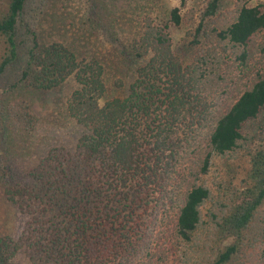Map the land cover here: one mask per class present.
Masks as SVG:
<instances>
[{"label":"trees","instance_id":"16d2710c","mask_svg":"<svg viewBox=\"0 0 264 264\" xmlns=\"http://www.w3.org/2000/svg\"><path fill=\"white\" fill-rule=\"evenodd\" d=\"M5 1L0 207L21 219L0 224V264H264V2L224 15L210 0L178 52L171 27L187 0L133 27L108 0L63 25L32 0ZM70 77L73 144L33 164L19 150L36 124L28 94ZM240 151L235 189L206 182Z\"/></svg>","mask_w":264,"mask_h":264},{"label":"rangeland","instance_id":"374dc122","mask_svg":"<svg viewBox=\"0 0 264 264\" xmlns=\"http://www.w3.org/2000/svg\"><path fill=\"white\" fill-rule=\"evenodd\" d=\"M210 0H187L185 6L182 8L184 15V22L179 26L171 27V35L173 39V48L175 51H185L186 44L191 38L192 32L195 31L200 17L205 10ZM240 0H221L220 12L224 15L235 8L237 2ZM248 4L263 3L264 0H245ZM110 6L118 10L129 19L133 24L138 26H145L147 24L155 23L158 20L166 19L170 10L175 6H180V0H108ZM92 0H32L29 4L30 10L34 13L42 14V9L45 8L46 13L53 15L57 19V23L68 19L84 20L88 7L91 6ZM116 3L117 7H114ZM6 5L5 0H0V8ZM137 6V7H135ZM114 10V11H115ZM223 15V17H224ZM63 19V20H60ZM46 20V19H45ZM43 21L46 24V21ZM65 23V22H64ZM70 27V26H68ZM57 29H53L56 32ZM264 32L258 34L256 41H263ZM96 47L90 52H98L100 48H104L99 41L96 42ZM180 47H182L180 49ZM180 49V50H179ZM101 55V54H100ZM77 82L74 77L67 79L64 84L51 91H36L28 94L32 98V111L36 117L35 129L25 136V140L19 142V150L31 160L34 164L39 160L50 148L59 145L62 142L73 144L72 139V121L69 118L66 108L67 103L71 98L73 91L77 88ZM3 107L2 100L0 107ZM20 135L18 132L16 135ZM15 136V146L8 148L13 151L16 147V139L20 136ZM7 148L8 146L5 145ZM250 156L247 152L240 151L236 156L229 158L228 156L220 158L217 157L216 164L211 168L206 175L205 180L208 184L218 190H227L234 188V185L242 182L246 172L249 168ZM230 190V189H229ZM19 213L13 209L7 202H3L0 207V224L4 228L17 231L20 224Z\"/></svg>","mask_w":264,"mask_h":264}]
</instances>
